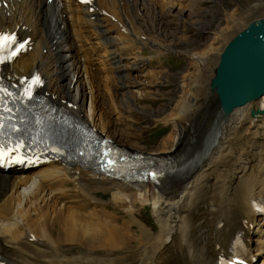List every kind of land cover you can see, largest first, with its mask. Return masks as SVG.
I'll return each mask as SVG.
<instances>
[{
  "label": "bare ground",
  "instance_id": "6f19581e",
  "mask_svg": "<svg viewBox=\"0 0 264 264\" xmlns=\"http://www.w3.org/2000/svg\"><path fill=\"white\" fill-rule=\"evenodd\" d=\"M55 1L6 0L0 6V30L28 40L26 51L4 65L6 75L17 81L39 73L45 79L41 93L116 144L133 149L130 135L117 127L123 110L118 79L124 74L136 102L152 98L165 71L163 63L152 68V60L176 52L173 38H159L155 30L144 29V21L160 31L165 16H183L203 0H130L136 12L143 11L142 22L132 17L128 5L123 8V0H94L93 13L78 0H59L54 10ZM260 6L255 2L252 8ZM237 11L226 13V24L213 31L208 46L181 51L195 71L184 75L176 104L161 118L173 127L152 153L179 171L151 184L55 161L8 170L0 175V258L5 264H219L237 238L252 264H264V256L259 258L264 255V211L253 207V202L264 204V115L250 114L263 106L264 96L225 118L208 112L209 70L247 24ZM197 13L192 24L201 25ZM124 19L131 30L122 25ZM144 47L153 56L145 59ZM57 72H66L63 79L70 78L74 93L63 90ZM128 106L125 111L131 110ZM205 117L209 121L200 138L191 136L194 123ZM100 192L110 193L111 199ZM147 204L158 222L155 230L139 216Z\"/></svg>",
  "mask_w": 264,
  "mask_h": 264
},
{
  "label": "rangeland",
  "instance_id": "374dc122",
  "mask_svg": "<svg viewBox=\"0 0 264 264\" xmlns=\"http://www.w3.org/2000/svg\"><path fill=\"white\" fill-rule=\"evenodd\" d=\"M123 1H124L123 8H125V6L128 5L132 17L135 16L137 20H140L142 22L144 18L143 11L138 10L136 12L135 10L136 5H132L133 3L130 0H123ZM255 2L260 3L261 6L258 8H252V5ZM235 8L238 9L237 14L240 13L241 16L247 20L246 26L251 20L264 17L263 15L264 0H203V2H201L200 5L190 6L188 8V12L183 16L180 15L165 16L160 31L158 30V27L155 26L154 23L145 19L144 21L145 23L143 24V27H145L144 29L148 28L150 30H155L153 34L154 33L155 35L157 34L159 38H163V39L173 38L175 41L174 46L176 52L166 51L164 54H162L160 62L158 58L152 60L150 64L152 68L155 67V64L158 65L159 63H163L165 66V71L160 76L162 78L160 79L159 77V82L157 86H155L152 89V94H151L152 96H150L152 98L142 99L140 102H136L130 97L126 80L123 77L124 74H122L121 78L118 79L119 84H121L119 88V94L121 95L120 96L121 104H122L121 107L123 108V110L121 115L122 117L121 116L117 117L118 118L116 120L117 127L123 129L125 133H128L130 135V141L136 146L134 148L132 147L133 149L142 150L145 153H150L151 155L152 153L155 152L158 144L161 142V139L164 138L168 134L169 130L173 127L171 123L167 124L164 121H160V120L163 116H165V114H167L172 109L174 104H176L178 97L181 94L180 83L184 75L187 74L188 70L195 71L193 65L191 64L192 62L190 60V57L184 55L183 52L181 51L183 50L196 51L200 49L202 50L203 48H205V46H208L210 39L213 36L212 35L213 31L220 29L226 24V17H227L226 13L227 12L232 13L233 9ZM248 8L249 9L252 8V10L251 13L247 15L245 14V12L248 10ZM196 12H198L197 13L198 15L196 17L198 18L201 17L199 18L202 20L201 25H199V23L197 25L192 24V19L196 14ZM130 19L132 18L130 17ZM124 21L122 25L125 26V28L127 27L129 30H131V26L128 23V21L126 19H124ZM140 21L137 22L140 24L141 23ZM200 26H202V30L205 28L206 29L204 31L202 30L200 31L198 29ZM127 28L126 30H128ZM158 32L160 35L158 34ZM185 33L188 36L187 40L184 38H179V36H182ZM147 35L149 36V34ZM104 39L107 40L108 36H106ZM56 52L57 50H55V55ZM153 54L154 53L148 47L143 48V55L145 56L144 57L145 59H147L146 57L153 56ZM64 55L60 54V57ZM218 59L219 57L217 58V61ZM217 61L215 63V66L212 65L214 66V68L211 67L209 70V72H211V75H213V71L216 67ZM59 64L62 65L61 62H59ZM64 74L61 73L58 74L57 72L56 74L57 82L59 83L60 81L59 84L62 83L61 85L63 86V90L67 88L68 91L70 92L72 91V93H74L73 83L70 81V78L69 80L63 79ZM58 76H61L62 78ZM77 84L79 83L76 82L75 87L77 86ZM207 95L211 98L210 100L211 104L209 101V105H208L209 114L219 113L217 112L218 104H217L216 96L210 93L209 89L207 90ZM127 104L129 105L128 108L130 107L131 109L130 111H125L127 110L126 109ZM208 121H209V117H205L200 121H197V123L195 122L196 124L194 123L193 126L194 132L191 136L193 137L196 136V138L199 139L202 131L204 130V127L206 128ZM177 129L178 132H180V135L183 136V130L181 129V127L179 128L177 127ZM191 136H187L188 137L187 139L189 143L193 144L194 139ZM100 195L102 197L104 196V198L105 197L107 198L109 195V198L106 200L109 201L111 199L110 193H107L106 195L104 194V192H100ZM152 209H153L152 205L147 204L146 207L140 209L139 216L142 218L143 222L148 227H151L155 230L158 228V222L154 217V213ZM263 256L264 255L262 254L259 256V258L262 259ZM257 262L258 260L256 261L255 264H257ZM124 264H129V263H124Z\"/></svg>",
  "mask_w": 264,
  "mask_h": 264
},
{
  "label": "water",
  "instance_id": "95a60500",
  "mask_svg": "<svg viewBox=\"0 0 264 264\" xmlns=\"http://www.w3.org/2000/svg\"><path fill=\"white\" fill-rule=\"evenodd\" d=\"M223 118L238 106L264 95V18L254 19L223 48L210 79ZM251 114H263L253 108Z\"/></svg>",
  "mask_w": 264,
  "mask_h": 264
},
{
  "label": "snow or ice",
  "instance_id": "6c2138e0",
  "mask_svg": "<svg viewBox=\"0 0 264 264\" xmlns=\"http://www.w3.org/2000/svg\"><path fill=\"white\" fill-rule=\"evenodd\" d=\"M16 36L15 34L4 33L0 32V63L5 62V56L3 55L5 52H9V56L7 58H11L12 56L16 55L18 51L23 49L24 44L19 43L16 45L15 50L9 51L13 48V45L16 44ZM42 81L40 80L39 76H35L30 81L29 86L25 89V96L27 99H31L33 96L32 88L34 86H38ZM11 95L6 90L0 88V161H3L5 158L13 160L15 162H24L27 159V149L28 145L22 140L18 139L15 142L12 140L5 141L3 139L5 133V119L3 116L4 112H11L12 109L6 106L5 97ZM12 131L18 132L19 128L16 126H12ZM58 151L59 149H55ZM13 153L17 155L13 156ZM155 175V174H153Z\"/></svg>",
  "mask_w": 264,
  "mask_h": 264
}]
</instances>
